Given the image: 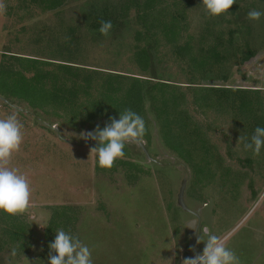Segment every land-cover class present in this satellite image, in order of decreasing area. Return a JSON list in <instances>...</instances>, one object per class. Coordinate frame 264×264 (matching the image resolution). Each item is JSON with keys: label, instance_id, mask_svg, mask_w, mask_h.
I'll return each instance as SVG.
<instances>
[{"label": "rangeland", "instance_id": "obj_1", "mask_svg": "<svg viewBox=\"0 0 264 264\" xmlns=\"http://www.w3.org/2000/svg\"><path fill=\"white\" fill-rule=\"evenodd\" d=\"M129 1L132 8L122 14ZM150 1L147 13L156 21L166 22L172 10L179 11L183 21L175 27L176 40L186 42L196 60L201 58L202 69L178 61L162 33L136 19L135 10L145 0H55L53 7L51 0H5L0 70L7 71L9 85L19 76L38 74L34 84L45 100L30 104L0 96V118L16 111L23 125V143L10 166L27 176L32 190L23 214L0 212V264H47L48 244L60 228L92 249L93 264H182L194 256L186 229L193 216L176 204L183 178V202L199 216L197 234L203 236L205 227L217 235L229 231L224 242L240 260L256 256L251 232L264 231V147L256 155L244 149L239 137L250 141L254 119H264V16L247 19L251 9L264 12V0H236L218 17L207 16L201 0ZM102 8L106 20L128 21V26L114 25L107 36L91 34L88 27L103 19L96 13L93 21V12ZM235 28L238 34L230 45L228 31ZM136 30L158 42V79L142 73L132 58ZM212 50L222 58L219 67ZM246 50L251 56L241 63ZM132 78L171 85L163 96L176 95L177 110L188 117L187 129L196 126L207 139L205 153L199 150L197 159L189 161L196 167L163 146L158 126L152 127L151 114L142 110L138 114L147 131L140 141L148 146L149 158L135 143L126 144L124 158L110 169L100 168L89 155L96 142L78 139L79 134L103 128L114 117L107 104L94 103L106 83L118 88L120 97ZM152 94L160 100L155 89ZM243 98L248 107L241 113L237 105ZM257 200L261 205L251 208ZM197 246L199 253L204 244ZM260 255L259 264H264V252Z\"/></svg>", "mask_w": 264, "mask_h": 264}, {"label": "clouds", "instance_id": "obj_2", "mask_svg": "<svg viewBox=\"0 0 264 264\" xmlns=\"http://www.w3.org/2000/svg\"><path fill=\"white\" fill-rule=\"evenodd\" d=\"M235 3L236 0H201L200 5L207 16L218 17L228 13ZM6 11L5 0H0V15ZM262 16L264 12L257 9L247 13V19L251 21H259ZM99 24V33L107 36L113 27L112 21L101 20ZM22 129L16 111L0 118V212L9 215L23 214L30 205L32 195L27 176L18 168L10 166L13 154L20 150L23 143ZM146 131L144 118L132 109L125 108L119 112L118 118L109 117L103 128L97 125L93 131L81 132L78 139L95 141V146L89 149V155L95 157L100 168L110 169L117 159L124 158L126 144L139 142ZM239 139L245 150L259 155L264 147V127L257 126L250 141L246 137ZM200 231L198 229V233ZM202 232L203 236L197 234L196 239L197 244H204L202 251L191 258H185L182 264H241L236 252L219 235L206 227ZM48 249L47 264H93L92 249L79 237L62 228L56 230ZM12 255H15L14 249Z\"/></svg>", "mask_w": 264, "mask_h": 264}, {"label": "trees", "instance_id": "obj_3", "mask_svg": "<svg viewBox=\"0 0 264 264\" xmlns=\"http://www.w3.org/2000/svg\"><path fill=\"white\" fill-rule=\"evenodd\" d=\"M43 2H46V0H42ZM52 4H50L51 7L55 4V0H51ZM133 3V2H132ZM149 5H148V4ZM133 4L126 5L124 7V10L122 11V14L125 10L132 8ZM151 1L145 0V5L143 7H138L136 19H139L141 22H147L149 24L148 30L151 28H154V30H158L162 33V36L166 40V43L171 45L172 53L177 57L178 61H185L190 63V67H194V71L197 69H202V60L199 58L196 60V58L193 56L188 44L186 42H178L176 39L179 37V33L175 31L176 26H181L180 22L183 21L182 15L177 10H172L169 13V19L166 22L156 21L154 18H152L147 11L151 10ZM176 4H173V7L175 8ZM93 5L90 4L89 7H92ZM137 6V5H134ZM95 10V9H94ZM105 8H102L100 10H96L93 12V15L98 13L103 19H100L97 22H93L91 24L92 26L88 27V31L96 37L103 36L99 33V22L101 20H106V12ZM136 14V13H135ZM246 15V14H245ZM88 16V15H87ZM95 20V15L93 17V21ZM128 21L119 22V24H116V22H112V25L116 26L119 25L120 29H124L128 26ZM238 23L237 18L233 21L232 24L236 25ZM144 28H146L144 26ZM238 34V29H232L228 31V37H229V44H233L234 41V35ZM133 40L137 41L138 44L134 48L133 56L132 58L135 60L136 64L138 65L140 71L142 73H146L149 75V78L158 79L156 71V64L154 57V52L156 53V47L158 45V42L156 39H154V36H149L148 34L146 36H143V38H146L145 41L142 38L140 31H135L133 34ZM144 40V45L140 46L139 42ZM211 58L215 64V66H220L219 63H221L222 58L218 56L212 50L210 52ZM251 56L250 52L246 50L240 59V62H244ZM12 59H15L14 56ZM22 59V60H21ZM19 61H25L29 62L31 64H35L39 62L35 59H26V58H19ZM7 71L0 70V96L3 94H8L12 96L14 99H17L20 101V99H28L29 103L32 102H39V100L44 99L45 95L42 94L43 90L42 88L38 87V85H35L34 83L39 82L38 78L40 77L38 74H33L30 78H25L23 76L17 77L18 80L12 82L10 85L8 81L6 82ZM113 77H116L119 79L120 75H114ZM120 76V77H119ZM109 77V78H108ZM113 79L111 76H107V80L109 82H113ZM224 79V78H222ZM161 80V79H159ZM117 83V82H113ZM107 86L105 89H103V92L100 94V100H96V103L94 105L100 106V103L104 102L107 104V107H109L113 111V116L115 118H118L119 112H121L125 108H130L133 111L139 113V111L142 110V113L149 112L151 114L150 119L148 120V123L154 127L158 126L157 130V136L162 140L163 146L167 148L168 150L175 152L177 156L184 160V162H188L190 167H196L194 164H191L189 161H195L197 159L196 152L201 150L203 153L206 151L205 143H207V139L203 131L199 132L196 126H192L193 129H187V126L189 125L186 123V120L188 117L185 114L184 110L178 109L177 110V100L179 99L176 97V95L168 92L170 95L168 98L164 97L163 94L167 89L172 88L171 85L162 83V82H154L147 79H131V83L129 84L128 88L124 90V95L117 97L118 88H112V83H106ZM112 86V87H110ZM118 86V85H117ZM156 90L157 95L160 97V100H156L155 96H153L152 91ZM218 89V88H214ZM239 90V89H237ZM247 91V90H244ZM249 91V90H248ZM182 98V97H181ZM201 99V98H199ZM146 103H149L148 106H145ZM32 106V105H31ZM248 107V101H246L244 98L238 103L237 109L242 113L244 110H246ZM93 109V107H92ZM97 112V111H96ZM172 114V117L169 116L168 113ZM253 116V115H251ZM253 118H256V116ZM254 124L257 127V125L264 123L263 118H259L258 120L254 119ZM175 127L176 129L172 128ZM176 130V131H174ZM145 149L147 151V154H150V150L148 149V146L145 144Z\"/></svg>", "mask_w": 264, "mask_h": 264}, {"label": "water", "instance_id": "obj_4", "mask_svg": "<svg viewBox=\"0 0 264 264\" xmlns=\"http://www.w3.org/2000/svg\"><path fill=\"white\" fill-rule=\"evenodd\" d=\"M138 148L141 150L142 154L146 157L149 158L147 151L144 147V145L142 144L141 141L135 143ZM184 185H185V179L183 178L180 182V186L178 188L177 191V195H176V204L177 206L185 211L186 213L190 214L193 216L192 220H189L186 223V229L188 232V236H189V242H190V248L191 250L194 252V255H196L197 253L195 252V239H196V233H197V229H198V225H199V216L197 215L196 212L191 211L190 209H188L184 202H183V191H184ZM196 226V227H195ZM195 227V228H194Z\"/></svg>", "mask_w": 264, "mask_h": 264}, {"label": "crops", "instance_id": "obj_5", "mask_svg": "<svg viewBox=\"0 0 264 264\" xmlns=\"http://www.w3.org/2000/svg\"><path fill=\"white\" fill-rule=\"evenodd\" d=\"M261 202H262L261 200H257V202L255 201L253 204H251V208H253L254 206L258 207L259 205H261ZM262 219L264 220V216H262ZM197 233H198V231H197ZM197 233H196V239H197ZM228 234H229V231L225 232V233L220 232L218 235L224 241ZM251 236H252L253 242H255L257 244L255 246V249H257L256 256L251 255L252 258L251 259L248 258L246 261L240 260L241 264H259V260L261 259L260 254L264 252V231H263V227L253 229V231L251 232ZM196 239H195V252L197 253L196 248H198L199 246H197ZM203 247L204 246H202L201 249ZM193 254H194V252H193Z\"/></svg>", "mask_w": 264, "mask_h": 264}]
</instances>
